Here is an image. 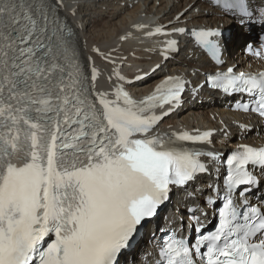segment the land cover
Returning a JSON list of instances; mask_svg holds the SVG:
<instances>
[{
    "label": "snow or ice",
    "instance_id": "obj_1",
    "mask_svg": "<svg viewBox=\"0 0 264 264\" xmlns=\"http://www.w3.org/2000/svg\"><path fill=\"white\" fill-rule=\"evenodd\" d=\"M60 7L61 0H0V264H121L171 188L190 186L221 157L189 146L211 143V131H156L181 101L180 78L167 77L140 100L122 85L98 90L97 69L86 75ZM225 7L264 19V0ZM191 35L223 63L220 31ZM177 45L170 40L165 51ZM93 51L108 59L98 47ZM208 83L258 96L257 107H241L264 117V71L227 67ZM227 165L215 231L203 234L196 217L195 243L169 236L159 249L161 264H264V209L234 198L258 183L254 169L264 171V147L242 144Z\"/></svg>",
    "mask_w": 264,
    "mask_h": 264
},
{
    "label": "bare ground",
    "instance_id": "obj_2",
    "mask_svg": "<svg viewBox=\"0 0 264 264\" xmlns=\"http://www.w3.org/2000/svg\"><path fill=\"white\" fill-rule=\"evenodd\" d=\"M60 9L76 29L84 56L88 60L91 57L102 70L97 89L107 92L110 77L115 71L124 78L135 79L134 91L144 93L157 86L167 73L189 72L195 67L208 68L205 56L191 55L188 49L176 55L174 60H163L159 51L166 35L155 34L158 29L168 31L195 24L229 27L236 22L235 18L201 0H61ZM257 27L246 24L230 28L229 36L224 38L230 52L228 64L244 69L254 63L248 58L247 51L254 41L250 32L256 33ZM97 47L108 59L93 51ZM210 94L204 95V99L209 97V102L181 110L164 120L161 127L194 131L204 127L220 129L229 126L237 134L238 128L233 122L243 120L253 124V129L255 125L258 131H262L261 123L251 116L233 112L229 108V100L220 97L218 92ZM160 225L158 219L149 222L150 235ZM142 243L137 245V251Z\"/></svg>",
    "mask_w": 264,
    "mask_h": 264
},
{
    "label": "rangeland",
    "instance_id": "obj_3",
    "mask_svg": "<svg viewBox=\"0 0 264 264\" xmlns=\"http://www.w3.org/2000/svg\"><path fill=\"white\" fill-rule=\"evenodd\" d=\"M234 28H236V27H234ZM243 28H244V27H243ZM255 34H256V33H253V34H252V33L250 32V36H251V37H253V36L255 37Z\"/></svg>",
    "mask_w": 264,
    "mask_h": 264
}]
</instances>
